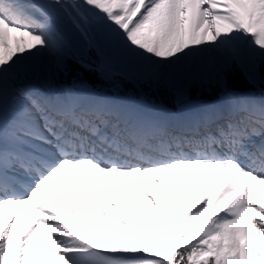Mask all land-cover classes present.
Returning <instances> with one entry per match:
<instances>
[{
  "label": "snow or ice",
  "instance_id": "snow-or-ice-1",
  "mask_svg": "<svg viewBox=\"0 0 264 264\" xmlns=\"http://www.w3.org/2000/svg\"><path fill=\"white\" fill-rule=\"evenodd\" d=\"M69 25L99 57L77 62L101 78L123 71L181 96L194 86L220 94L171 113L65 89L56 78L70 71ZM248 44L264 65V0H0V264H37L28 248L37 235L39 264H264V95L229 90L233 72L255 69ZM196 59L205 70L183 76L181 66ZM43 73L46 86L32 82ZM165 174L178 180L180 199ZM109 176L127 177L165 215L156 193L168 190L183 224L153 237L163 250L145 243L141 217L155 225L139 198L130 219L110 211L128 215L105 194L116 195ZM85 181L95 189L87 217L69 191ZM186 186L195 199L181 212ZM21 205L30 212L14 242Z\"/></svg>",
  "mask_w": 264,
  "mask_h": 264
},
{
  "label": "rangeland",
  "instance_id": "rangeland-1",
  "mask_svg": "<svg viewBox=\"0 0 264 264\" xmlns=\"http://www.w3.org/2000/svg\"><path fill=\"white\" fill-rule=\"evenodd\" d=\"M74 30V33L76 34V36L78 37L79 36V43L80 44H83V42H85L83 40V38L81 37L80 33L72 28ZM77 31V32H76ZM16 41L14 38H10L9 40V43L12 42V41ZM16 43V42H15ZM15 43L13 44V48L15 47ZM259 51L258 47L256 46H253L250 48L249 52L253 58V63L255 64V69L253 71V77L252 79L249 78L245 72H242L243 74L246 75L247 79H248V82L250 84H252V86H254L257 90H260L262 91V89H264V81L260 79L259 77V68L261 66H264L261 64V61H260V58L258 57L257 55V52ZM47 59H45V64H47ZM117 74H122L123 76L125 75V78L126 79H131V80H135V79H140V78H136V77H133L132 75H129V74H126L125 72L123 71H117L114 75H112L111 77H107L109 80H111V82L109 83L108 85V89L109 90H113L115 91L116 94H113V95H103V97H111L112 99L114 98L113 102L116 103L117 100H119L120 98L121 99H125V100H139V101H143L142 98L141 99H135L134 97H132L131 95H129L128 93L126 94H121L120 93V85L117 84L115 81H114V76L117 75ZM47 76L48 74L47 73H43V74H40L38 77L36 78H33V83H38L39 85L41 86H46L47 85ZM140 80H146V79H140ZM19 86H21L19 83H17ZM17 84L15 86H17ZM79 84V83H78ZM62 87H64L65 89H72V87L70 85H62L60 84ZM163 84H161L162 86ZM171 92L173 93V96L175 98V101H180L179 102V105H178V108L181 106V104L183 103H190L192 101H198L202 104H207L208 101H202V100H199V99H194V100H188V97H187V92L189 91V89L185 88V99L184 97H181L179 96V94L174 90L172 89L171 87H168ZM86 91L88 92H93V90H89V89H85ZM255 96L257 97H260L259 94H254ZM187 101V102H186ZM178 110V109H177ZM173 113V112H172ZM170 119V117H168ZM107 182L115 189V192H116V195L113 196L111 193H108L106 192L105 194L108 196L109 199H112L114 200L116 203L118 204H122L124 206V209L125 211L127 212V216L124 215V213H121L119 212L118 210H115V209H110V211H116V214L119 215V216H122L126 219H130L131 216H132V212H133V208H132V212L130 213V209L129 207L126 206V202L127 201H124L123 203V200H121V196H125L126 198L125 199H134L136 198V196L138 195V191H139V188L136 187V186H132L130 185L129 183V180L127 177H121V178H118L116 180H113L111 178V176H109L107 178ZM175 182L177 183L178 180H175ZM179 183V182H178ZM82 187L85 188V192H81L82 196H83V201L82 202H78V206L80 207V209L83 211V213H85V216L87 217V212H88V205L89 203L91 202L92 198H93V195H94V185L91 183V182H88V181H85L83 184H82ZM187 187H185V190H187ZM199 189L201 190L200 186L198 187L197 189V194H196V197L195 198H198L199 197ZM184 190V191H185ZM188 191V190H187ZM43 195V198L45 201L48 202V204L52 207V209L54 210V207H55V200L50 197L47 192L46 193H42ZM75 196V195H74ZM193 198V201H190L189 200V203L191 202H194V199ZM187 204V203H186ZM188 206L189 204L185 205V203L183 204H180V210L181 212H187V209H188ZM164 209H167L168 210V215H165L164 211L162 210H159L157 209L156 210V214H153L155 213V211L150 208L149 210L153 213H148L146 212V210H144V212H146L148 214V216L151 218L152 220V223H153V218L154 220L157 222V226L158 228H155L153 229L148 223L147 221L144 220L143 216L141 217V224L144 225L145 227V232H146V235H145V243L150 245V246H153L154 247V250H163L159 245L156 244L155 240L153 239V237H155L158 233L163 235V233L165 232V230H171L173 227L175 228V230L177 232H179L180 228L182 227V224L183 222L179 219V218H176L175 217V209L172 207V206H168ZM18 215L20 216V222L15 224L14 227H13V234H14V242H15V237L17 235H19V232L22 228V219H23V216H21V213H20V210L18 208ZM55 211V210H54ZM57 213V212H56ZM64 221L67 222L69 224L70 227H73V223L71 221V218L69 217L68 213L66 212L64 214ZM109 224L113 227H115V224L114 222L111 220V218L109 217ZM132 228H133V231H135V224L133 223L132 225ZM36 237H38L39 240H43L44 237L42 236H39L37 235Z\"/></svg>",
  "mask_w": 264,
  "mask_h": 264
},
{
  "label": "trees",
  "instance_id": "trees-1",
  "mask_svg": "<svg viewBox=\"0 0 264 264\" xmlns=\"http://www.w3.org/2000/svg\"><path fill=\"white\" fill-rule=\"evenodd\" d=\"M70 52L67 55V64L70 71L66 75L58 76L56 79L58 83H68L87 86L92 89L101 90L104 92H113L108 89V85L111 80L101 78L95 72H91L86 68L81 67L77 62L83 60L85 63L89 61L98 62L97 53L94 49L77 47V39H69ZM80 47V48H79ZM261 77L264 79V66L260 67ZM114 81L120 85L121 93H129L134 96H144L145 99L150 102L164 103L166 105L175 106V100L173 94L164 85H156L151 87L150 83L138 82L135 87L131 82L124 79L122 76H116ZM248 87V83L242 72H233L229 77V88L245 89ZM190 95L192 97L209 98L213 99L219 95V90L215 88H209L207 86L199 87L194 86L190 89Z\"/></svg>",
  "mask_w": 264,
  "mask_h": 264
},
{
  "label": "bare ground",
  "instance_id": "bare-ground-1",
  "mask_svg": "<svg viewBox=\"0 0 264 264\" xmlns=\"http://www.w3.org/2000/svg\"><path fill=\"white\" fill-rule=\"evenodd\" d=\"M15 42L16 41H12V42H10V44L13 46V44ZM251 47H252V45H250V44L245 45V51H246V55L248 57H250L251 61L253 62V58H252V56H251V54L249 52ZM45 65H47V64H45ZM181 70H182L183 76L189 77V78H195L198 73H200L201 71L205 70L204 69L203 60L202 59H196V60L186 61L181 66ZM252 73H253V71L251 72L250 75L247 74V73H245V74L249 78L252 79V77H253ZM177 87H179V81L177 82ZM171 88L174 89L173 87H171ZM176 92L179 94V96H181L178 91H176ZM184 96H185V90L183 92V96H181V97H184ZM184 99H185V97H184ZM132 102H133L132 100H125V99H121L120 98L119 100H117L115 105L121 106V107H123V106L146 105V104H144L142 102H139V101L138 102H133V103ZM109 103L112 104L111 102H109ZM184 104H187V103H184ZM188 104H193L194 105V104H202V103H200L198 101H192V102H190ZM160 108L165 109L164 107H160ZM208 172H210V170H206V175H205L204 180L199 182V186L201 188V190L199 189V191H198L199 195L204 190V186H205V184L207 182V178H208ZM165 178L169 180V183L172 185V188L178 194V199H180L179 198V183L178 182L176 183L175 179L170 174H165ZM226 178H227V173H224L223 176L221 177V181L218 182V184H217V188L219 187L220 183H222ZM138 179L145 185L146 188L149 189V191H151V182H150V180L148 178H146L144 176H139ZM254 183L255 182L253 181V184ZM159 187H160V191L156 193V199L160 201V203L163 205L164 208H166L168 206H172L171 201L169 199L168 190L165 189L162 185H160ZM187 190H188V187H187ZM187 190L184 191V195H183L181 204H183V203H185V205L189 204V197H188V191ZM69 191L71 192L72 197L75 200L76 204L78 202H82L83 201V196H82L81 192H85L86 190H85L84 187H82V185L80 186L79 193H77L76 186L74 184L69 186ZM46 192L47 191L42 187L41 191H40V195L43 197L42 193H46ZM125 198H126L125 196H121V200H123V203H124V201H127L126 202V206L129 207L130 213L132 212V208H133V205H134L135 201L137 200V198H139V202H140V205H141V208H142L143 211L146 210V212H148V213H153V212H151L149 210L150 208H152L155 211V213H153V214H156V210L157 209H154L151 205H149L147 203V201H145V199H144L143 195L140 193V191H138V195L134 199H125ZM55 204H56L55 207H54L55 212H57V214L60 215L61 219H64V214L66 213V211L64 210L62 205H58L56 202H55ZM77 206H78V204H77ZM79 209H80V207H79ZM19 210H20L21 216H23V219H22V222H21V224L23 226V223L26 220V218H27V216H28V214L30 212V209L28 208V206L21 205V206H19ZM206 217H207V213L205 214V217L201 218V221H200L201 224H203L204 219H206ZM152 224L155 225V228H158L157 222L154 220V218H153V223ZM43 242H44V239L43 240H39L38 237H35L33 239V241L28 245L29 254L31 255L33 252H35V254H36L37 264H39V252H40V250L42 248Z\"/></svg>",
  "mask_w": 264,
  "mask_h": 264
}]
</instances>
